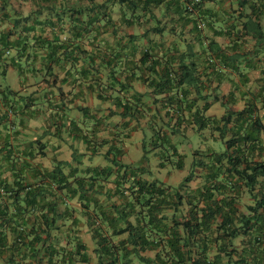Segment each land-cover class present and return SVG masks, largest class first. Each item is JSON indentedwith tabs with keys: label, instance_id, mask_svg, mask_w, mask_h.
Here are the masks:
<instances>
[{
	"label": "trees",
	"instance_id": "trees-1",
	"mask_svg": "<svg viewBox=\"0 0 264 264\" xmlns=\"http://www.w3.org/2000/svg\"><path fill=\"white\" fill-rule=\"evenodd\" d=\"M8 1L0 0V57L15 52L10 64L20 77L25 76L27 69L32 75L44 76L42 81L52 79L57 83L59 74L53 69L56 63L75 65L83 61L89 68L83 67L66 74L67 81L79 93H90L102 103L115 99L113 105L122 109L124 118L140 115V109L143 108L139 103L128 100L123 104L118 96L131 91V83L137 77L135 69L128 68L125 79L119 81L118 78L123 74L121 69L112 66L109 54L117 49L130 51L133 55L124 58L127 68L129 60L135 59V54L143 51L139 60L145 64L152 58L148 50L151 48V40L148 39L151 29L145 30L146 42L140 41L139 35L119 33L121 27L114 20L110 7L113 0L96 4L93 12L90 11V18L94 13V21L90 20L89 24L83 22L84 27L78 26L79 23L73 24L71 18L75 14L80 19L87 16L88 9H73L70 14L73 29L69 34L62 30L56 31L62 26V17L67 16V12L63 15L52 11L58 17L57 21L50 17L42 22L43 26L39 21L28 25L30 17L22 18L19 12H9ZM86 1L92 3L94 0ZM194 1L191 0L190 5ZM202 1L195 4L193 9L190 8L192 12L197 11L196 5L200 6ZM119 3L126 13L125 18L121 19V26L133 28L144 25V17L150 23L153 17L151 6L157 2L119 0ZM12 16V25L7 32L3 23ZM93 25L98 27L93 40L96 53L89 58L82 43L88 26ZM44 27L51 28L52 36H44ZM38 28L43 34H36ZM108 29H111L110 34L103 38L102 35ZM73 49L77 51L75 55L71 52ZM40 50L48 55L44 59L47 63L45 72L28 65L29 61L34 60L33 57L36 58L35 52ZM23 59L26 60L22 62ZM165 77L167 80H162L161 85H151L154 87L153 95L176 91L177 97H184L185 92L179 89L181 78L176 80L169 71ZM114 94L116 98H113ZM80 111L86 122L88 108L81 106ZM182 119L179 118V126L173 128L175 134L182 132L181 124L188 125L186 121L181 123ZM104 122L102 108H96L94 115L90 112V126H87L89 129L83 138L89 147L101 149L108 144L109 141H97L91 136L101 132ZM190 124L202 130L210 127L217 130L221 141L225 143V149L203 154L196 152L199 157L194 159V169L178 189L165 187L158 180L144 179L147 168L123 163L122 148L115 142L109 149L113 157L107 156L111 166L84 167L83 154H75V163L69 172L64 171L66 164L59 163L52 171L39 174L38 183L30 185L19 180L11 187L0 185L5 192H0L2 234L6 238L7 228L11 229L18 251L23 249L25 241L32 245L29 247L39 243L47 245L52 239L51 232L62 220L66 229L62 264H92L82 238L81 226L89 228L96 242L95 253L99 260L96 264H264V160H261L264 138L260 136L264 133V125L255 116L254 105L230 113L223 118V125H217V122L205 116L196 118ZM231 124L234 131L229 130L232 136L228 139L227 129ZM162 129L153 135L155 149H166L170 143L166 135L162 134ZM124 137L129 135L125 134ZM163 159L169 160L166 156ZM177 166L183 168L182 164L177 163ZM198 169L203 170L205 183L202 188L187 193L189 182ZM243 194L251 198V203L245 206L247 213L240 211ZM7 195L9 197L6 199H9L1 201V197ZM184 206L188 207L186 215H183ZM10 207H13L12 212L15 214H10ZM30 213L39 215L42 224L36 228L34 223L27 232L25 215ZM126 234L127 238L114 243V238ZM146 253L154 255L149 257Z\"/></svg>",
	"mask_w": 264,
	"mask_h": 264
},
{
	"label": "crops",
	"instance_id": "crops-1",
	"mask_svg": "<svg viewBox=\"0 0 264 264\" xmlns=\"http://www.w3.org/2000/svg\"><path fill=\"white\" fill-rule=\"evenodd\" d=\"M106 1L94 0L90 3L86 0H9L8 11L19 12L22 18L30 17L28 25L39 21L42 26V22L50 17L57 21L58 17L52 11L63 15L67 12V16L62 17V26L60 24L61 27L56 31L62 30L69 34L73 24L79 23V26L83 22L89 24L90 20L94 21V13L90 18V11L93 12L96 4ZM154 1L157 3L151 6L153 17L150 23L144 17V27L138 25L133 28L121 26V19L125 18L126 13L119 0L110 3L113 18L121 27L118 29L119 33L136 34L141 37L140 41L146 42L145 30L151 29L148 33L151 48L148 50L152 58L145 64L139 60L143 51L136 53L135 59L129 60L127 68L124 58L133 55L130 51L117 49L109 54L112 66L121 69L123 74L118 78L119 81L125 79L128 68L135 69L137 77L131 83V91L118 96L123 104L134 100L142 106L143 109H140V115L136 118H124L122 109L113 105L115 99L102 103L90 93H79L67 81L68 71L74 73L83 67L89 68L83 61H78L75 65L56 63L53 69L59 74V80L55 83L48 78L47 81H42L44 76L32 75L27 69L25 76L20 77L10 64L15 52L0 57V185L11 187L19 180L30 185L38 183L39 174L52 171L59 163L66 164L64 171L69 172L74 166L75 154H83L84 167L111 166L107 156L113 157L109 149L116 142L122 148L123 163L146 167L144 179L158 180L165 187L174 190L183 184L194 169V159L199 157L196 152L203 154L215 151L194 150L191 161L187 163L189 155L182 147L187 143L191 146L190 138L195 134L208 133L211 139L221 140L217 130L212 127L202 130L197 125L190 124L191 121L205 116L217 122V125H223V118L230 113L254 105L255 116L264 125V0H204L200 6L196 5L197 11L193 12L190 9L191 0ZM73 9H88L87 16L80 19L75 14L71 18ZM12 20L13 16L3 23L7 32ZM97 28L96 25L88 26L83 37L82 48L87 51L89 58L96 53L93 40ZM44 30L45 37L52 36L51 28L44 27ZM110 32L111 29H108L102 35L103 38H107ZM36 34L43 33L38 28ZM71 52L73 55L77 53L75 49ZM35 54L36 58L33 57L34 60L29 61L28 65L45 72L47 63L44 59L48 55L41 50ZM116 56L122 59H116ZM168 71L172 72L176 80L181 78L179 89L185 92L184 97H177L176 91L153 95V86L161 85L162 80H167L165 73ZM113 98H116V94ZM81 106L87 107L88 113L91 112L92 115L96 108L103 109L105 125L100 133L91 135L97 141H109L101 149L89 147L83 139L90 124L89 114L85 122L80 111ZM179 118H184L180 122L186 121L188 125L181 124L182 132L175 134L173 128L179 126ZM232 125L227 129L228 139L234 131ZM161 127L162 134L166 135L170 143L166 149H155L153 135ZM125 134L129 137H124ZM260 136L264 138V133ZM165 156L168 161H164ZM152 158L154 162L151 161ZM261 160H264V155ZM177 163L182 164L183 168H179ZM161 164L165 165L161 167ZM204 183L203 170L198 169L189 182L187 193L202 188ZM110 187L113 188L112 184ZM245 195H242L240 201L242 213H247L245 206L251 203L248 195V200L243 203ZM7 197L9 196L1 197V201H7ZM10 208V214H15L12 212L13 207ZM187 212L188 207L184 206L183 215ZM25 219L27 232L34 223L36 228L42 224L37 214L25 215ZM80 229L91 262L96 264L99 260L95 253L96 242L92 239V232L87 226H81ZM65 230L64 223L60 220L51 232L52 239L49 244L39 243L29 247L32 245L25 241L23 249L18 251L11 229L7 228L5 238L0 228V264H62ZM85 235L88 240L84 239ZM127 236L126 234L114 238V243ZM32 237L33 235L29 240ZM146 255L153 257L154 254Z\"/></svg>",
	"mask_w": 264,
	"mask_h": 264
},
{
	"label": "rangeland",
	"instance_id": "rangeland-1",
	"mask_svg": "<svg viewBox=\"0 0 264 264\" xmlns=\"http://www.w3.org/2000/svg\"><path fill=\"white\" fill-rule=\"evenodd\" d=\"M190 143L191 146H188L189 144H185L182 149H186L187 153H188V157H187V163H189L191 161L192 158V151L194 150H202V149H213L217 152H221L224 151L225 149V143L221 140H213L209 137L208 133H202V134H195L190 138ZM151 161L154 162V158L151 159ZM156 174V173H155ZM159 177V176H157ZM161 178H163L162 176H160ZM159 177V178H160ZM246 200H248L247 195H245L244 199H243V203L246 202ZM85 240L87 239V236H84Z\"/></svg>",
	"mask_w": 264,
	"mask_h": 264
},
{
	"label": "built area",
	"instance_id": "built-area-1",
	"mask_svg": "<svg viewBox=\"0 0 264 264\" xmlns=\"http://www.w3.org/2000/svg\"><path fill=\"white\" fill-rule=\"evenodd\" d=\"M201 2V0H195L194 1V3H192L191 5H190V8H192L195 4H198V3H200ZM193 9V8H192ZM191 9V10H192ZM0 192L2 193V194H5V192H4V190H2V188L0 187Z\"/></svg>",
	"mask_w": 264,
	"mask_h": 264
}]
</instances>
